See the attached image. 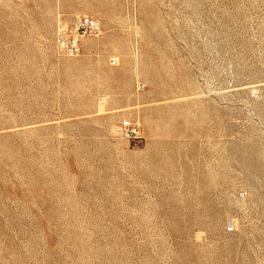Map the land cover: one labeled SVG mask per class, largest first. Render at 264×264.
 I'll list each match as a JSON object with an SVG mask.
<instances>
[{"label": "rangeland", "instance_id": "374dc122", "mask_svg": "<svg viewBox=\"0 0 264 264\" xmlns=\"http://www.w3.org/2000/svg\"><path fill=\"white\" fill-rule=\"evenodd\" d=\"M0 264H264V0H0Z\"/></svg>", "mask_w": 264, "mask_h": 264}, {"label": "built area", "instance_id": "2783aa9c", "mask_svg": "<svg viewBox=\"0 0 264 264\" xmlns=\"http://www.w3.org/2000/svg\"><path fill=\"white\" fill-rule=\"evenodd\" d=\"M98 21L90 16L76 17L61 23L58 30V43L69 54H77L81 50L80 36L85 33H94L98 29ZM123 124L131 135L136 133V127L130 119H125Z\"/></svg>", "mask_w": 264, "mask_h": 264}, {"label": "bare ground", "instance_id": "6f19581e", "mask_svg": "<svg viewBox=\"0 0 264 264\" xmlns=\"http://www.w3.org/2000/svg\"><path fill=\"white\" fill-rule=\"evenodd\" d=\"M82 37H83V36H80V39H82ZM135 123H137V122H135ZM137 124L139 125V123H137Z\"/></svg>", "mask_w": 264, "mask_h": 264}]
</instances>
